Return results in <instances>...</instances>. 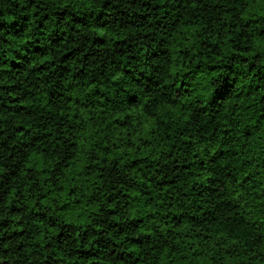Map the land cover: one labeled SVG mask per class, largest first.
<instances>
[{
	"label": "trees",
	"instance_id": "obj_1",
	"mask_svg": "<svg viewBox=\"0 0 264 264\" xmlns=\"http://www.w3.org/2000/svg\"><path fill=\"white\" fill-rule=\"evenodd\" d=\"M0 264H264V0H0Z\"/></svg>",
	"mask_w": 264,
	"mask_h": 264
}]
</instances>
